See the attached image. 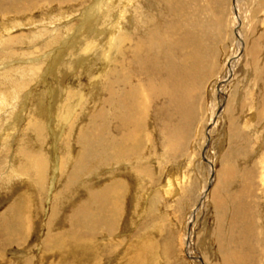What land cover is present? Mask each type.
I'll use <instances>...</instances> for the list:
<instances>
[{
	"label": "rangeland",
	"instance_id": "obj_1",
	"mask_svg": "<svg viewBox=\"0 0 264 264\" xmlns=\"http://www.w3.org/2000/svg\"><path fill=\"white\" fill-rule=\"evenodd\" d=\"M42 1L0 0V264H200V257L205 264H238L239 260L264 264V0L238 2L245 54L229 83L224 79L228 60L238 50L233 0H162L163 4L150 0L146 4L156 26L150 31L162 41L161 56L170 57V84H174L176 64L180 63L187 98L182 115L169 110L166 121L160 122L166 111H153L141 139L144 150L130 161L112 156L116 146L104 144L108 133L100 121L92 123L93 107L86 108L89 112L77 127L79 131L85 128L84 134L90 129L100 131L102 137L106 134L105 141L91 142V146L72 134L68 147L72 145L73 151H65V142L56 139L59 134L53 131L55 119L48 116L49 105L53 104L51 110L61 104L71 111L81 93L90 95L95 87H90L93 76L103 70L95 50L108 36L104 33L95 39L94 34L88 50L82 51L83 45L71 37L82 24L83 11L94 0H74L69 20L55 17L52 24L46 16L59 17L61 3ZM28 19L36 27L28 28ZM53 29L59 41L56 48L74 44L68 53L55 60L51 52L56 48L47 55L11 57L14 48L6 46V39ZM174 34L178 36L173 38ZM44 41L36 46L45 47ZM193 43L194 49L188 52ZM179 44L184 53L177 51ZM23 50L16 47L15 51L20 55ZM49 67L53 72L48 76ZM221 81L226 103L218 88ZM222 101L226 106L215 124ZM32 114L48 128L45 138L41 128L27 125ZM48 117L50 126L42 121ZM171 131L175 132L172 136ZM66 153L74 156L72 162L84 154V161L74 162L69 174L59 171L57 162ZM38 154L48 159L42 191L32 173L19 170L21 165L29 167L32 155ZM94 167L103 169L89 178L92 184L81 179L89 189L69 182L77 176L86 177ZM14 170L18 172L12 174ZM111 183L120 184V192L113 190L117 206L104 207L96 218L98 229L90 226L91 220L76 227V214L87 201L101 214L91 199ZM203 195L207 196L204 200ZM239 201L250 221L236 216L233 204ZM194 211L197 216L190 224ZM250 225L253 228L248 233ZM191 230L192 256L187 245Z\"/></svg>",
	"mask_w": 264,
	"mask_h": 264
},
{
	"label": "bare ground",
	"instance_id": "obj_2",
	"mask_svg": "<svg viewBox=\"0 0 264 264\" xmlns=\"http://www.w3.org/2000/svg\"><path fill=\"white\" fill-rule=\"evenodd\" d=\"M21 1H23V0H21ZM47 1H48V3H50L51 0H47ZM58 1H60L59 4L61 3L59 5L61 8V11H59V17L58 16H52V15L46 16V18L49 21L48 24L55 23L56 22L54 20V19H56L55 17H57L59 19L62 18V19H64V21H67L66 19L69 20V18L73 15L72 12H69V9L71 8V6H72L71 4L74 2V0H58ZM152 1L155 2L156 0H152ZM161 2L163 4L162 0H161ZM238 2H239V0H233V2H232V9L234 12L233 15H234V22H235L234 30H235V35L237 37L238 50L236 51L237 53L231 59L228 60V64H227V70L228 71H227L226 77L224 78L225 81L228 78V80H227L228 83L231 80V76H233V73L235 71V67H236L238 61L240 59H242V57L245 54L244 53L245 41H244L243 36L241 34L242 18H241L240 11L238 8ZM149 3H150V0H120V1L119 0H94L93 3L90 5V7H88L85 11H83L82 24H81V26L79 25L80 27L75 30L74 36L71 37V41H72V38H74L75 41H77L78 43H81L83 45L81 47L82 51H87L89 39L91 37H94V34H95L94 38L97 39L100 37V35L107 33L108 40L106 43H102L101 46H97V48L95 50V52H97L98 56H99V58H98V60L100 62L99 64L101 66L103 65L102 66L103 70L100 74L93 76L92 85H90V87H92V86H95V87L93 88V90H91L90 95L86 96L85 94L81 93L80 98H78V99L75 98V99H77V102L75 100V103L78 105L73 107L71 111H69V109L67 107L61 106V104H59L60 107L55 105V108H53L52 110H51L50 106H53V104H50L49 108L47 109L48 116H50V118L54 117V119H55L53 131L55 130L59 134L56 136V139L57 140L60 139L61 141L65 142V144H62L65 151L68 148L70 149V151H73L72 145H70V147H68V144H69L68 141H71L72 134H75V136L78 139H83L85 141V144L89 143L91 146H92L91 142H94V144H95V142L105 141L104 135H106V134H104L102 137V134H100V131H96V130L92 131L90 128H89L90 131L87 132V134H84L85 128L80 129V131H79V129L77 127L79 121L80 120L82 121V119L85 118L89 112V111H87L86 108H92L93 107V109L96 111V113H93L95 111L92 112L94 114L93 119L95 121L94 122L92 120L93 121L92 123L97 124L100 121L101 124H103L104 129L108 133V138L106 136L108 141H105L104 144H106V146H107V145H111L113 142V146H116V147L112 148V150L114 149L113 153H115V155H112V156L116 160H119V161L121 160L122 157L127 158V161L132 160V158L136 159L137 153H139L138 151L144 150L145 144H143V140H141V139L142 138L144 139L143 135H145L144 132H146L145 124L148 120H150L152 118L151 114L153 113L154 110H160L161 114L164 111H166V113H167L169 110H172V111H175V112L180 113L182 115V112H183L184 108L186 107L185 99L187 98L186 91H185V89L183 91V87H182V83H183L182 67H181V65H179L180 63L176 64L177 68H176V71L174 72V75H173V77H175L174 84L171 85L170 79L172 80V78L170 75V69H172V68H171V65L169 63L170 57H168L167 55L161 56V52H160L159 47L161 46L162 41L160 39H158V37L156 35H154L153 32L150 31L151 26H153V27H156V26L151 22L152 20L150 21V19H149L150 13L146 10V4H149ZM52 5L54 6V4H52ZM115 8H117L116 13H115ZM166 9H167V7H166ZM159 14L160 15L162 14V7L159 11ZM26 26H28V28L34 27L35 22L28 19V23L26 24ZM57 27L61 28L60 26H57ZM13 29H15V27L11 28L9 30H13ZM183 30H186V29L184 28ZM188 31L186 32L187 33L186 37L189 35L190 31L189 32ZM37 32L38 33L26 32V33H23V35H21V36L18 35V36H15L13 38L6 39L5 40L6 46H10V47L14 48V51L11 54V57L15 58V57L20 56V57L26 59V58H31L32 56L36 57L37 54H40V55L46 54L47 55L59 45L58 38L55 36L56 35L55 29H53L52 31L40 30ZM142 33L146 34V38H144V39L141 38ZM178 33H180V32H177V34ZM186 33H182V34L185 35ZM177 34H174L173 38H176L178 36ZM147 35H149V36L147 37ZM35 36H37V37L39 36V38L36 39ZM34 39H36V40H34ZM45 39H46V41H44V42L45 43L47 42V44H45V47L43 46L44 48L43 47L40 48V47L36 46V45H38L37 43H40L41 41H43ZM189 42H191V41H188V43ZM30 44L32 46H30ZM73 45H66V43H64L59 48H56L57 51L53 50L51 52L54 54L53 59L55 60V59H57L58 56L62 57V55H64L65 53H68L71 46H73ZM179 45L177 47V51L179 53H184V49H183L182 45L181 44H179ZM194 45H195V43H193L192 45H190L187 48L188 52L192 51L194 49ZM16 47H22V49L24 48L25 51L23 50L24 52H22L19 55L15 51ZM26 48L28 50H26ZM113 49H115V52L112 53ZM54 51H55V53H54ZM65 51H67V52H65ZM85 53H88V52H85ZM157 54H158V56H157ZM84 61L85 60H82L80 62V65L83 64ZM52 68L53 67H49L48 71L46 72V73H48V76L50 75L51 72H53ZM39 69L40 68H37V70H39ZM218 86H219L218 88H219L220 95H222L221 97L223 98V101H225V103H226V98H225L226 96H224L225 95L224 91H222L224 89V87L222 85V81L220 83H218ZM12 90H14V88H12ZM21 90H22V88H21ZM24 90H26V89H24ZM55 91L56 90L53 91L54 92L53 94L56 93ZM0 92H2V89H0ZM184 92H185V95H184ZM70 94H71V92H70ZM75 94H77V93H75ZM77 95H79V94H77ZM73 97H75V96H73ZM58 100H60L59 97H58ZM72 101H74V100H72ZM223 101H222V104L219 106L220 109L218 108L219 110H221L220 114L214 117L215 119L213 122L215 124L217 123L218 119L221 117V115L223 113V110L225 109L226 105L223 104ZM158 102H161V103H158ZM156 103L158 105L155 107ZM43 111H44V109H43ZM43 111L41 110V113H43ZM38 112H39V110H38ZM158 113H159V111H158ZM167 115H168V113L163 118L160 117L159 121L160 122L162 120L166 121ZM170 115H172V114H170ZM48 118H42V121L43 122L47 121L48 125L50 126L49 122L52 121V119H50V118L48 119ZM28 121H29V123L27 122L28 123L27 125L31 124L32 127L41 128L40 134L43 135L45 133V135L47 136V129L48 128H45V127L43 128L42 124H45V123L41 124L39 118L37 119V115L35 116L34 114H32L31 117L28 119ZM90 123H91V119H90ZM92 127H94V126H92ZM29 128H30V126H29ZM161 128H162V126H161ZM161 128L158 129V131H160V133L163 132ZM30 129H32V128H30ZM112 129H114V131ZM76 130H78V131L75 133ZM53 134L54 133H52V135ZM170 134L172 136L175 134V132L171 131ZM45 135H43L44 138H45ZM207 135H208L207 140L210 142V139H211L210 133L207 132ZM109 137L111 138L110 141H109V139H110ZM104 144H102V145H104ZM206 145H207V143H206ZM97 148H101V147H97ZM105 148H103V152H105V150H106ZM107 149H109V148H107ZM21 150H22V147H21ZM94 150H96V149H94ZM22 151H27V150H22ZM19 155L22 157L30 156V154H27V153H19ZM83 155L84 154H80L81 157H77L75 159V161H74L75 163H74V162H72V160L74 159V156L72 154H70L68 156L66 153V155H64L63 158L60 157V160L58 159V161H57L59 163V169H60L59 171L64 170L69 174L71 167L74 166L73 163L78 164L79 162L84 161V158H82ZM62 156H63V154H62ZM96 156H98V155H96ZM205 156H206V158H204V160H207V155H205ZM98 159L100 160V158H98ZM47 160L48 159H46L45 155H42V154L32 155L30 166L24 167L21 165L20 169H19L21 171H26V172L32 173V175L34 176L35 181H36V183H37V185L41 191H42V189L40 187H43L46 184V172L48 169ZM112 160H114V159H112ZM86 161L88 162V159ZM86 161H85V163H86ZM109 161H110V159H109ZM114 162H115V160H114ZM91 163H93V162H91ZM80 166H82V165H80ZM86 166H88V165H86ZM110 166L108 165V167H110ZM112 166H116V162ZM131 166H133V165H131ZM210 167L212 168L213 166L210 165ZM92 169H95L94 170L95 172L91 171V173L88 174L86 177H82V176L74 177L69 182L73 183L75 185L78 184V186L81 187L82 190L86 189V188L89 189V185L85 184L86 182L84 184L83 183L81 184V182H83V181H81V179L84 178L88 182L89 178L94 177V175L97 176V174H99L98 172L102 171L103 167H101L100 169L99 168L97 169V167H94ZM110 169H111V167H110ZM17 172H18V170H14V172L12 174L17 173ZM10 173H11V171H10ZM12 178H13V176H12ZM116 180H118V179H116ZM88 183H90V182H88ZM90 184H92V183H90ZM107 184H108V182H107ZM210 184L212 185V182H210ZM104 185H106V184H104ZM124 185H125V183H124ZM106 187L107 188L102 190V192L93 193V199H91L93 202H95L100 207L98 209V212H101V214H97V212L95 213L90 208L91 204L89 205L87 203L88 202L87 201L81 207L80 211L77 212V214H76L77 217L74 216V218L76 217L78 219L77 223L75 224L76 227L80 226V225L81 226L86 225V222L88 223V220H91V222H89V224H91L92 221L94 223H92L90 226L93 229H98L97 227H100V226H99V224H97L96 218L97 217L100 218L99 216L102 215L104 207L105 206L107 207L108 204L112 208L114 206L115 207L117 206L118 201L115 200V197L117 195L114 193L113 190L116 189L119 191L120 184H112L111 183V185H106ZM210 190L209 189L206 190V194ZM121 195L123 196V194H120V196ZM206 197L207 196L204 197V195H203L202 200H204V198H206ZM240 199H238V200H240ZM119 201H120V199H119ZM241 203L242 202L239 201V202L233 204L234 211L236 212V216H238L237 214H239V217H242V215H243V212H242V206L243 205ZM201 205H202V203L198 206V208ZM196 216H197V212L194 211L192 213V216L190 217V220H189L190 224L194 223ZM243 216H244V218H246L247 221H250V219L247 217V215H243ZM85 220H86V222H84ZM112 221H114V220H112ZM247 223L249 224V222H247ZM192 227L190 225V228H192ZM249 227L250 228H248V233L249 232L251 233L250 229L253 227L251 225ZM192 235H193V231L191 230V232L189 233V236H190L189 239L190 240L187 243L188 252L191 254V256L193 254V252H192V245H193ZM93 238H95V237H93ZM88 239H89V237H88ZM198 258L196 259L197 262H199V260H200V262H199L200 264L204 263V261L201 257L199 258V260H198ZM238 264H243V262L239 260Z\"/></svg>",
	"mask_w": 264,
	"mask_h": 264
}]
</instances>
